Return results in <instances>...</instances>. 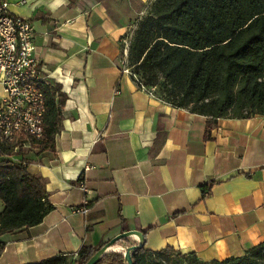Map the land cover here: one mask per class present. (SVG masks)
Wrapping results in <instances>:
<instances>
[{"label": "crops", "instance_id": "crops-1", "mask_svg": "<svg viewBox=\"0 0 264 264\" xmlns=\"http://www.w3.org/2000/svg\"><path fill=\"white\" fill-rule=\"evenodd\" d=\"M0 1L32 24L34 57L64 99L54 149L13 156L42 179L52 210L0 238V264L73 259L131 232L147 250L206 263L264 243V117L218 119L207 138L206 117L122 73V40L149 0ZM83 201L88 213H72Z\"/></svg>", "mask_w": 264, "mask_h": 264}, {"label": "trees", "instance_id": "trees-1", "mask_svg": "<svg viewBox=\"0 0 264 264\" xmlns=\"http://www.w3.org/2000/svg\"><path fill=\"white\" fill-rule=\"evenodd\" d=\"M128 67L147 90L171 106L207 118L206 137L218 119L264 117V0H152L128 48ZM55 86L45 88L40 151L54 149L61 106ZM13 146L0 143V238L38 225L52 210L44 183L14 161ZM82 247L73 260L59 256L28 264H86L99 250ZM3 244L0 242V255ZM264 264V243L238 258L202 262L166 248L141 247L133 264ZM95 264H126L111 252Z\"/></svg>", "mask_w": 264, "mask_h": 264}, {"label": "built area", "instance_id": "built-area-1", "mask_svg": "<svg viewBox=\"0 0 264 264\" xmlns=\"http://www.w3.org/2000/svg\"><path fill=\"white\" fill-rule=\"evenodd\" d=\"M34 34L29 20L13 15L8 3L0 1V143L13 146L14 154L28 145L37 146L31 141L38 142L43 137L44 90L53 87L34 57ZM130 41L127 37L122 40V73L132 76L141 89L147 90L128 67ZM148 91L153 93V89ZM115 94L120 93L116 90ZM54 97L58 103L59 93ZM82 180L81 177L79 187L86 193ZM87 205L88 202L83 201L81 207L71 212L85 215L89 211ZM77 257V253L74 254L73 260Z\"/></svg>", "mask_w": 264, "mask_h": 264}, {"label": "water", "instance_id": "water-1", "mask_svg": "<svg viewBox=\"0 0 264 264\" xmlns=\"http://www.w3.org/2000/svg\"><path fill=\"white\" fill-rule=\"evenodd\" d=\"M132 233L139 234L140 240H139V242L137 244L124 249L122 254L124 256L126 264H133V262H132V254L136 250H138L141 247H143L142 235L140 233H137V232L123 233V234L119 235L117 238L113 239L105 247H103L101 250H99L86 264H95L96 262H98L103 256H105L108 253H111V252L104 253V250L106 248H109V247L115 245L117 242H120L123 239L129 237Z\"/></svg>", "mask_w": 264, "mask_h": 264}, {"label": "rangeland", "instance_id": "rangeland-1", "mask_svg": "<svg viewBox=\"0 0 264 264\" xmlns=\"http://www.w3.org/2000/svg\"><path fill=\"white\" fill-rule=\"evenodd\" d=\"M151 2H152V0H149V4H148V6H147L146 9L142 12V14L138 17V18H139V21H140L143 17H145L147 11L149 10V7H150ZM139 21H137V24H138ZM137 24H136V26H137ZM135 29H136V28H135ZM135 29H134V30H135ZM134 30H133L131 33H129V35H126V37H127V38H130V40H131V37H132V35H133ZM130 70H131V69H130ZM113 248H118V249H122V250H123V249H126V248H124V247L121 248V247L119 246V244H115V246H113ZM122 252H123V251H121V253H122ZM183 262H184V264H193L192 259H191L190 257H187L186 259H184Z\"/></svg>", "mask_w": 264, "mask_h": 264}, {"label": "bare ground", "instance_id": "bare-ground-1", "mask_svg": "<svg viewBox=\"0 0 264 264\" xmlns=\"http://www.w3.org/2000/svg\"><path fill=\"white\" fill-rule=\"evenodd\" d=\"M131 235H136V236L139 237V234L132 233ZM113 246H115V245H113ZM113 246H111V247H109V248H106V249L104 250V253H107V252H121V251H123L122 249L113 248Z\"/></svg>", "mask_w": 264, "mask_h": 264}]
</instances>
